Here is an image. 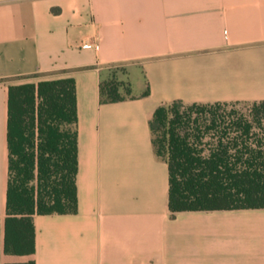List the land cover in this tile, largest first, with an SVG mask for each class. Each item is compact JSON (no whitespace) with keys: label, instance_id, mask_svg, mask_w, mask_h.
I'll list each match as a JSON object with an SVG mask.
<instances>
[{"label":"crops","instance_id":"1","mask_svg":"<svg viewBox=\"0 0 264 264\" xmlns=\"http://www.w3.org/2000/svg\"><path fill=\"white\" fill-rule=\"evenodd\" d=\"M72 78L77 211L4 252L7 90ZM129 88L101 102V81ZM264 101V0H0V264H264V209L168 210L149 127L165 104Z\"/></svg>","mask_w":264,"mask_h":264},{"label":"trees","instance_id":"2","mask_svg":"<svg viewBox=\"0 0 264 264\" xmlns=\"http://www.w3.org/2000/svg\"><path fill=\"white\" fill-rule=\"evenodd\" d=\"M129 93L115 79L99 85L101 102ZM228 105L235 104H192L181 111L184 104L175 101L152 113L154 152L169 170L171 215L264 209V101L247 113L227 112ZM76 124L72 78L8 87L6 254L34 253L35 215L76 213Z\"/></svg>","mask_w":264,"mask_h":264},{"label":"rangeland","instance_id":"3","mask_svg":"<svg viewBox=\"0 0 264 264\" xmlns=\"http://www.w3.org/2000/svg\"><path fill=\"white\" fill-rule=\"evenodd\" d=\"M22 83H27L29 82V78L28 79H24L21 81ZM121 93V95L123 96L125 93L122 89L119 90ZM187 105H184L183 108H181V111L184 110L185 108H187ZM251 108V104H235V105H228L225 109L226 111H230V110H234V111H238V112H242V113H247Z\"/></svg>","mask_w":264,"mask_h":264}]
</instances>
